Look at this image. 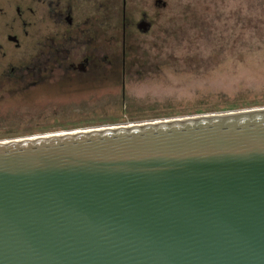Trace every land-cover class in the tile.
I'll use <instances>...</instances> for the list:
<instances>
[{
	"label": "water",
	"instance_id": "water-1",
	"mask_svg": "<svg viewBox=\"0 0 264 264\" xmlns=\"http://www.w3.org/2000/svg\"><path fill=\"white\" fill-rule=\"evenodd\" d=\"M0 264H264V107L0 140Z\"/></svg>",
	"mask_w": 264,
	"mask_h": 264
},
{
	"label": "rangeland",
	"instance_id": "rangeland-1",
	"mask_svg": "<svg viewBox=\"0 0 264 264\" xmlns=\"http://www.w3.org/2000/svg\"><path fill=\"white\" fill-rule=\"evenodd\" d=\"M253 107L264 0H0V140Z\"/></svg>",
	"mask_w": 264,
	"mask_h": 264
},
{
	"label": "flooded vegetation",
	"instance_id": "flooded-vegetation-1",
	"mask_svg": "<svg viewBox=\"0 0 264 264\" xmlns=\"http://www.w3.org/2000/svg\"><path fill=\"white\" fill-rule=\"evenodd\" d=\"M124 2V0H122V3ZM52 14V13H51ZM54 15V18L57 20V19H62L63 18V16L60 14V13H55V14H53ZM67 15V14H66ZM62 20H64V21H66V19H62ZM51 34H53V35H55V34H60V33H56V32H51ZM65 34V33H64ZM61 35V34H60ZM60 39H61V37H60ZM49 40H51V38L49 39ZM48 40V41H49ZM48 41H46V42H48ZM45 42V43H46ZM45 43H43V44H45ZM42 44V45H43ZM39 47H41V46H39ZM38 47V48H39Z\"/></svg>",
	"mask_w": 264,
	"mask_h": 264
},
{
	"label": "bare ground",
	"instance_id": "bare-ground-1",
	"mask_svg": "<svg viewBox=\"0 0 264 264\" xmlns=\"http://www.w3.org/2000/svg\"><path fill=\"white\" fill-rule=\"evenodd\" d=\"M103 127V126H101ZM86 129H89V128H86ZM75 131L78 130V129H74ZM58 132H63V131H58ZM49 133H56V132H49ZM49 133H42V134H49ZM34 135H39V134H34Z\"/></svg>",
	"mask_w": 264,
	"mask_h": 264
}]
</instances>
